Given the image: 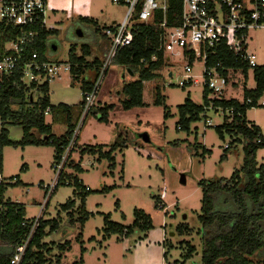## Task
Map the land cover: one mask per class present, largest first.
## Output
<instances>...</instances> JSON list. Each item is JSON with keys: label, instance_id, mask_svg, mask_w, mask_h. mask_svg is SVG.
<instances>
[{"label": "rangeland", "instance_id": "rangeland-1", "mask_svg": "<svg viewBox=\"0 0 264 264\" xmlns=\"http://www.w3.org/2000/svg\"><path fill=\"white\" fill-rule=\"evenodd\" d=\"M47 12V28L52 31L47 40L48 61L69 63L82 57L88 67L94 61L101 63L109 43L103 35L104 30L119 23L125 9L109 0H47ZM78 30L81 36L76 35ZM248 36V49L254 54L256 65L264 66V30H251ZM52 45L55 51L51 50ZM182 64L185 62L180 58L163 63L155 72L156 78L142 84L144 106L129 111L119 106L121 90L136 76H130L114 63L109 67L96 96L95 108L86 117L77 138L71 155L72 167L64 170V176L72 177L66 180L63 176L64 183L50 196L43 213V221L55 219L58 225V230L42 241L48 245L54 243L49 263L74 264L81 260L82 264H202L201 243L196 234L201 207L198 182L229 178L241 166L242 145L236 144V154L224 152L226 145L233 147L232 137L227 133L220 137L215 127L230 119L224 120L221 112L211 109L201 113L197 120L189 121L185 117L183 128L177 129L182 122L179 108L187 101L202 105L205 100L200 75L202 63L196 61L190 73L183 71ZM97 68H88L77 76L64 73L51 81L48 104L52 107L77 105L83 84L93 80ZM183 75H191L196 82L178 87ZM252 78L250 72L247 78L238 75L230 79L222 98L242 102L243 92L255 87ZM211 98L209 94L207 99ZM157 100L160 105L156 104ZM261 101H264V91L257 105L246 111L245 119L249 125L259 128L264 138V104L261 106ZM103 105L115 107L109 113L107 124L96 116L97 106ZM205 120L210 126L205 125ZM45 122L51 127L53 137L67 131L65 126L53 123L49 113ZM6 131L11 145L1 151V176L9 183L4 200L22 205L24 219H31L38 214L43 202L44 190L39 184L51 185L54 178L51 169L54 148L51 145L15 147L22 138L21 128L7 126ZM114 142L123 147L112 154V163L79 153L89 146ZM204 150L208 152L203 154ZM222 155L225 158L220 160ZM256 160L264 166V149L257 152ZM73 166H78L79 170ZM74 181L78 187L73 185ZM78 192L83 194L84 211L89 214L82 226L77 214L80 210L76 212L80 206ZM68 201L75 204L71 210L72 222L67 216L70 214L61 210ZM135 211L150 217L151 227L146 232L133 229L125 235L106 237L103 232L106 216L112 223L129 226ZM181 226L192 232L178 234L176 229ZM189 248L195 252L189 254Z\"/></svg>", "mask_w": 264, "mask_h": 264}, {"label": "trees", "instance_id": "trees-1", "mask_svg": "<svg viewBox=\"0 0 264 264\" xmlns=\"http://www.w3.org/2000/svg\"><path fill=\"white\" fill-rule=\"evenodd\" d=\"M178 3L170 0L167 12L168 25L177 23ZM157 22L160 16L157 15ZM52 31L42 32L41 37L35 42L32 50L38 54V61H48L45 56L47 40ZM159 30L157 24H148L139 26L133 43L122 50L114 59V64L121 66L132 76H136L134 81L125 84L121 90L122 98L119 106L123 111H129L133 108L143 107L142 89L143 82L156 78L155 72L160 70L165 63L161 52H157ZM17 35V29L10 25L0 24V58L8 54L4 52L6 43L11 42ZM30 49L23 55L22 61L30 57ZM87 54V51H83ZM155 54L156 62H152L151 56ZM221 64L226 68H239L242 74L247 78V69L244 63L235 61V58L228 55L217 57ZM144 63H141V60ZM71 65V74L77 76L83 74L88 68L99 67L100 64L93 62L91 66H86L82 57L73 59L69 62ZM98 69V68H97ZM96 69V72H97ZM95 72V73H96ZM253 81L255 87L252 90L243 92V101L225 100L223 98L211 100L212 108L223 112L224 120L229 118V122L223 121L221 125L216 126L215 130L222 137L227 133L232 137L233 147H224V152L236 154V144L242 145V163L238 169H235L229 178H212L201 180L198 186L201 189V207L200 215L197 217L199 229L196 234L199 235L201 243V263L202 264H264V166L259 165L256 160L258 151L264 149V138L259 128L249 125L246 122V111L257 105V99L264 91V66L254 68ZM95 77V76H94ZM88 85L82 86V92L89 88ZM48 85L44 84L35 90L33 95L27 93L19 81V76H13L4 80L0 89V119L3 122V128L0 133V152L3 147L11 145L7 138V126H18L22 130V138L16 143L15 147L24 148L26 146H46L51 145L54 148V160L69 138L70 132L74 127L81 113L80 105H64L52 107L48 104ZM207 94L203 90V95ZM251 103L247 104L246 100ZM160 105V101H156ZM208 107L206 99L202 105H195L192 102H186L179 108L181 116V125L177 127L181 130L187 120H197L199 115L205 112ZM113 109V105L103 106L96 109L97 120L107 124L108 113ZM53 117V123L63 125L67 131L59 137L51 135V127L45 122L44 113ZM232 110V115L226 112ZM116 140L120 141L117 137ZM123 146L119 142L110 145L89 146L80 150V155L89 154L96 156L97 159H106L113 162L112 154L120 151ZM208 151L204 150L203 154ZM225 158L221 156L220 160ZM2 161V160H1ZM0 161V173H1ZM54 162V161H53ZM72 167V163L68 165ZM112 166V165H111ZM78 171V166H73ZM61 174L58 186L64 183V177L69 179L72 176ZM9 183L0 184V264H8L12 249L24 240L28 234V229L21 225L24 219L25 209L18 203L4 200V193ZM16 185V184H15ZM78 187L76 181L73 182ZM57 186V187H58ZM85 192H88L85 189ZM76 197L80 201L79 220L81 226L86 222L89 214L84 211V196L78 192ZM117 206V204H116ZM75 207L74 201H68L61 206V210L69 217L72 222V209ZM71 211V213H69ZM104 234L108 237L110 234H128L133 229L146 232L151 227L150 217L142 211L134 212V219L131 225L124 226L109 221L106 216ZM47 228V232H45ZM58 230L57 221H41L36 230L22 261V264H51L49 256L52 250L53 242L43 243V239L55 233ZM177 233L180 235H189L192 229L181 226L177 227ZM48 245V246H47ZM189 254L195 251L188 249ZM45 254V258H44ZM47 260V262H46ZM74 264H82L81 260Z\"/></svg>", "mask_w": 264, "mask_h": 264}, {"label": "built area", "instance_id": "built-area-1", "mask_svg": "<svg viewBox=\"0 0 264 264\" xmlns=\"http://www.w3.org/2000/svg\"><path fill=\"white\" fill-rule=\"evenodd\" d=\"M109 1L122 6L125 13L119 23L104 30L103 35L108 38L109 43L89 88L81 92L78 102L81 108L80 116L70 132L67 143L60 148L59 154L51 164L54 175L52 184H39L44 190L43 202L39 205V212L35 217L25 219L21 223L28 229V234L12 249L8 264H22L25 252L42 221L49 198L56 190L61 174L70 164L80 130L95 106L104 76L117 55L133 43L139 26L157 24V52L162 53L165 63L180 58L185 62L182 64L185 73L191 72L196 61L202 63V93L203 90L207 91L205 99L208 102L205 111L211 109L223 114L220 109L215 111L212 108L211 100L222 98L230 79L243 75L239 68L224 67L217 57L232 56L235 61L245 64L247 74L257 67L255 56L248 49V35L254 29L264 30V0H172L178 3L179 8L177 23L172 26L168 25L167 16L170 0ZM157 15L160 16L158 22ZM47 20V0H0V24L17 29L15 39L4 46V52L8 54L0 58V89L4 80L10 79L16 73L27 93L33 95L38 87L48 85L64 73L71 74L70 63L40 62L37 59L38 54L32 50L41 33L51 31L47 28ZM29 49L30 57L22 61L21 57ZM47 52L49 51H46V57ZM150 60L156 62V55L153 54ZM140 62L144 63V60ZM195 82L191 75H183V80L177 86L184 88ZM233 86L234 83L231 84V87ZM209 94L213 98L207 99ZM246 103L250 104L251 101L248 99ZM263 104L264 101H261L260 105ZM226 114L232 115V110ZM44 115H48V110ZM204 123L210 126L209 121L205 120ZM3 125L0 119V133ZM2 182L4 179L0 173V184Z\"/></svg>", "mask_w": 264, "mask_h": 264}, {"label": "water", "instance_id": "water-1", "mask_svg": "<svg viewBox=\"0 0 264 264\" xmlns=\"http://www.w3.org/2000/svg\"><path fill=\"white\" fill-rule=\"evenodd\" d=\"M76 35H78V36H81V32H80L79 30H78V31H76ZM51 50H52V51H55V50H56V48L53 46V47L51 48ZM127 73H128L130 76H132L130 72H128V71H127ZM145 140H146V139H145ZM180 183H181V184H183V183H184V179H183V177H182V176L180 177Z\"/></svg>", "mask_w": 264, "mask_h": 264}, {"label": "crops", "instance_id": "crops-1", "mask_svg": "<svg viewBox=\"0 0 264 264\" xmlns=\"http://www.w3.org/2000/svg\"><path fill=\"white\" fill-rule=\"evenodd\" d=\"M124 69V68H123ZM125 70V69H124ZM125 72L127 73V71L125 70ZM89 84V82L88 83H84L83 85H88ZM65 105V104H64ZM104 106V105H103ZM103 106H97V108L96 109H99V108H102ZM94 108H95V106H94ZM115 108V107H114ZM114 108H113V110H114ZM112 111V110H111ZM110 111V112H111ZM109 112V113H110ZM109 113H108V118H109ZM108 118H107V123L109 122V120H108ZM53 158H54V155H53ZM71 163L73 164V161H71Z\"/></svg>", "mask_w": 264, "mask_h": 264}, {"label": "flooded vegetation", "instance_id": "flooded-vegetation-1", "mask_svg": "<svg viewBox=\"0 0 264 264\" xmlns=\"http://www.w3.org/2000/svg\"><path fill=\"white\" fill-rule=\"evenodd\" d=\"M53 46V45H52Z\"/></svg>", "mask_w": 264, "mask_h": 264}]
</instances>
